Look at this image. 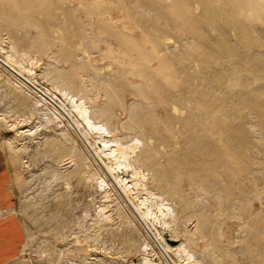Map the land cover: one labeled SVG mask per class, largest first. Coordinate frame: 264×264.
I'll list each match as a JSON object with an SVG mask.
<instances>
[{
  "label": "rangeland",
  "instance_id": "1",
  "mask_svg": "<svg viewBox=\"0 0 264 264\" xmlns=\"http://www.w3.org/2000/svg\"><path fill=\"white\" fill-rule=\"evenodd\" d=\"M5 52L34 79L0 63L6 213L23 229L5 264H264V0H0ZM71 100L136 146L113 166L143 176L167 223L141 225L109 187Z\"/></svg>",
  "mask_w": 264,
  "mask_h": 264
},
{
  "label": "bare ground",
  "instance_id": "2",
  "mask_svg": "<svg viewBox=\"0 0 264 264\" xmlns=\"http://www.w3.org/2000/svg\"><path fill=\"white\" fill-rule=\"evenodd\" d=\"M4 60L8 64L5 61H3L1 58H0V63L4 65L5 71H8V70L11 71V73L9 71L8 72L12 77L14 76L13 79H15V77H17V76L19 77V75H21L20 73L26 72L24 74H27L28 76H30V78L29 77L28 78L31 81V83H32V81H34V79H32L33 76L31 75V73H32L31 68H28V69L24 68L8 52H5ZM9 64L12 65L13 67H15V69L13 67H11ZM7 66H9V67H7ZM19 67L22 68V71H20L21 69ZM16 69L17 70L20 69L19 70L20 73ZM13 73L17 76H15ZM26 78H27V76H26ZM37 80H39V77H37ZM20 83H22L23 85H26V86H30L27 84L26 81H20ZM45 93L47 94V92H45ZM52 97L55 98V96H52ZM53 101L54 100H52V102ZM58 101H60L59 97H58ZM46 103L51 105L48 101H46ZM69 103H70V108L72 109L71 112L69 111V113L73 117V119H75L76 124L82 130V133L77 129L74 121L71 119L69 114H67L63 110L65 117L68 119V121L70 123L74 124V125L73 124L72 125L75 128V130L77 131V134H79V137L82 139V141H83V138H85V136L87 137L88 140L91 138L93 139V142L90 140L89 141H90L91 145L93 146L95 152L93 153L92 147H89V145L86 144L90 150V151L89 150L88 151L90 153L92 152L93 155H95V154L99 155L102 163H105L104 166H106L107 170L114 177V179L116 180V183L118 184V187H120V188H118L117 184L113 181H112L113 183L111 181L109 182V184L107 183L108 185H110L109 187H111L112 189L117 188L118 190H122V192H124V194L130 199V201L135 205V208L137 209V211L139 213L138 217L140 218V220H142V222H141L138 218V221L140 222L141 225H143L142 223L144 222V224L147 225V227L149 226L150 229L151 228L155 229V228H157V225H160L161 221H163V223H167L171 219L170 215L168 214V208L162 207V206H160V204L155 203L156 210L151 211L149 209L148 197L147 196L142 197L144 195L141 192V190L143 189V186H144L143 181H142L143 176H141L140 173H138L137 171H133L131 173V175L130 174L126 175V177L123 178L122 176L119 175V172L116 171V168L113 166V164L129 165L127 162V157L130 153H132L134 151L136 146H134V145H131V146L123 145L115 139L107 138L104 135L102 128H98L95 125V123L93 124L90 122V118L87 116V110L83 106L77 104V102H74L72 100L69 101ZM55 105H57L56 102H55ZM52 108L56 109L54 106H52ZM59 114L61 115L60 112H59ZM93 133L94 134L97 133V135L90 138V136H92ZM93 143H94V145H93ZM93 159L97 163V161H96L97 158L95 159V157H93ZM102 168H103V166H102ZM107 170H106V173H107ZM114 179H112V180H114ZM128 184H130V185H128ZM133 192H135V193H133ZM108 197H110V196L107 193V198ZM134 212H135V210H134ZM164 218H167V219L164 221L163 220ZM154 233L159 235L157 230H155ZM165 248L169 252L174 251V250H171L172 248L169 246H166ZM176 248H178V247H176ZM186 252L187 251L184 249L182 252H180L179 257H182L183 259H188L189 253L188 252L186 253ZM144 264H150V261L147 260Z\"/></svg>",
  "mask_w": 264,
  "mask_h": 264
},
{
  "label": "crops",
  "instance_id": "3",
  "mask_svg": "<svg viewBox=\"0 0 264 264\" xmlns=\"http://www.w3.org/2000/svg\"><path fill=\"white\" fill-rule=\"evenodd\" d=\"M7 168L5 153L0 146V264L16 257L23 243L21 223L14 215L6 213L13 207V192Z\"/></svg>",
  "mask_w": 264,
  "mask_h": 264
},
{
  "label": "water",
  "instance_id": "4",
  "mask_svg": "<svg viewBox=\"0 0 264 264\" xmlns=\"http://www.w3.org/2000/svg\"><path fill=\"white\" fill-rule=\"evenodd\" d=\"M5 64V63H4ZM7 67H9V66H7ZM19 77L21 78V79H23L24 81H26L27 83H29V84H32L24 75H19ZM36 90H37V88H36V86H34V85H32ZM54 102V101H53ZM86 142H87V140H86Z\"/></svg>",
  "mask_w": 264,
  "mask_h": 264
}]
</instances>
